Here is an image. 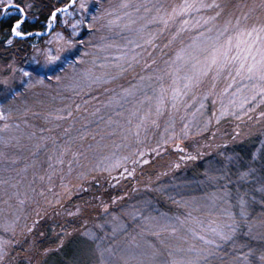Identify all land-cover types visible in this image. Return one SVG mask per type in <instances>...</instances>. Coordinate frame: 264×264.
Here are the masks:
<instances>
[{"label": "rangeland", "instance_id": "obj_1", "mask_svg": "<svg viewBox=\"0 0 264 264\" xmlns=\"http://www.w3.org/2000/svg\"><path fill=\"white\" fill-rule=\"evenodd\" d=\"M89 1L93 11L100 8L102 12L112 13L111 16H106L108 20L115 21L111 30L106 31L102 28L93 35L87 28L81 26L77 29L79 35L72 36L71 25L80 19L79 0H77V6L69 10L72 15L63 13L59 15V22L54 23L53 34L49 38L33 41V45L39 49L50 48L53 54L56 53L58 47L64 46V41L59 44L55 42L56 32H59L64 40L85 41L84 45L77 43V49L79 52L86 51L89 55L83 57L85 63L76 66L77 72L68 69L66 74L61 73L63 78L60 83L45 80L44 85H37L31 89H24L17 82L16 86L23 95L11 103L5 101L3 95L0 94V112L7 117L6 120H0V128H3L5 124L9 126L5 131H0V241L9 242V255L5 258V264H19L20 262L40 264L47 256L44 255L45 250L56 248L59 244L58 235L63 236L65 231L72 232L73 235L66 237L64 244L70 240H76L69 249L78 252L80 247L79 257L83 264H166L164 250L167 249L165 244L169 243L167 238L170 239L166 235L173 233L176 235L178 226L174 225L171 215L161 209V205H165L167 209V201L172 203L178 201L194 212L210 213L218 210L209 199V184L202 185L193 179L195 178L193 175H190L189 171L198 160L181 161L182 153L174 150L175 144L179 143L183 148L187 143L189 145L191 137L194 140L204 134L211 122L217 121V118L219 120L222 118L235 119L231 115L220 117V112L224 108H228L229 111L233 110L230 101L236 99L239 102V99H242V95L233 96V93L237 88H244V85L251 82L237 78L232 88H227L228 84L232 83L227 72L221 74L215 81L210 76L205 78L199 87H205L210 80L212 83L210 86L214 89L211 96L205 99V95L197 94L199 87L193 88L173 108L171 89L175 87L182 89L185 81L177 80L174 84L175 76L169 73L174 72L175 67H179L181 71L175 75L181 77L191 75V65L186 64L184 60H176V57L181 49L194 51L190 46L197 42L196 38L201 31H206L207 27L214 26L210 35L215 36L216 31L222 28L227 20L232 19L234 22L235 18L244 16L248 17L246 23L249 27L253 25L258 27L261 22H264L261 18L264 15L262 5L264 0L262 2H258L259 0H215L224 8L220 17L204 28L192 27L180 32L176 40L169 45L171 50L168 52L171 53L165 55L162 53L164 43L162 44L161 41L166 37L165 45L168 44L180 25L173 23L164 29L162 23H150V21L153 17L165 15V10L171 12L172 8L184 4L186 0H101V4H96V0ZM68 2L69 0H15V3L21 5L26 6L29 3L33 5L31 9L26 8L30 22L36 19L33 13V15L30 14L34 7L38 8L41 4H49L52 8L53 6L64 7ZM201 2L211 4L213 0H187V3L200 4ZM8 3L9 0H4V3L0 4V12ZM122 4L129 6L122 8ZM153 5L163 6V8L158 13ZM145 6L151 11H146ZM216 11L201 9L197 12L193 9L190 15L179 19H189L194 25L197 20L202 23L203 19L214 16ZM46 25L44 31L47 30ZM99 26L100 24H97L98 28ZM142 28L145 37L148 34H157L160 30H163V35L155 40L154 48L146 46L147 51L144 48H137L136 52L142 53L138 58L139 63L132 62L129 66L127 61L134 54L130 50L135 48V44L129 41H138L143 44L144 41L140 40L138 35V30ZM101 36L105 37L103 41L100 39ZM50 39L53 41L51 45L47 44ZM159 43L162 45L159 46ZM105 45L111 46L106 47ZM4 46L9 47L10 45L6 41ZM147 52H151V57H153L149 61L148 59L146 61ZM34 55H36V50L32 47L31 54L21 64L17 61L15 49H13L12 57L9 56L10 58L6 59L1 55L0 79H3L5 73L8 72L6 68L8 63L15 62L17 68H28ZM125 55V60L116 61L114 59V57ZM39 58L42 60L43 56ZM153 60L156 61L154 64L158 67L151 69L146 65H154ZM172 61H176V64L172 65ZM117 65H122V67ZM86 72L91 73L90 77L84 78L83 74ZM16 76L19 78L20 74L16 73ZM158 77H163V79H158ZM161 86L168 90L163 109V111H168V114L157 115V99ZM226 88L227 91H225ZM212 95L215 101L213 104L210 103ZM243 95H250L247 88ZM259 100L258 97L252 105H245V108L255 107L259 104ZM262 106L264 105L259 107ZM77 110L81 116L77 117L73 123L74 136L72 139L81 138L90 141L91 135H99L100 140L91 138L93 140L91 145L84 147L87 154L77 159V170L72 175L62 168L66 167L65 163H58L59 161H56L53 156L64 153L65 149L61 150V142L54 140V138L59 140L58 135L52 133L54 124L47 123L50 118L66 117L69 112ZM253 112L255 111H250L248 114ZM239 114L244 116L242 111ZM178 115L181 118H178ZM185 125H188L187 136L184 135ZM237 126L231 128L240 131L241 126L238 128ZM145 129L150 131L146 134ZM137 132L139 135H146L144 137L146 140L148 137L156 138L155 147L167 153L160 158L154 157L150 164L144 165L143 162L137 164L139 171L132 177L135 178L133 184L138 188L145 187L143 190L145 192L142 194L139 192L132 199L119 203L123 199L121 194L118 199L114 198L116 203L113 204L112 200L109 204H105L108 207V212L105 213L104 205L90 203L94 201L90 199L92 189L88 191L90 197L82 194L79 181L92 179V182H99L97 179H103L101 174L107 175L101 171L106 164L119 160L124 165L125 157L128 158L130 154L128 150L131 147L130 137H134ZM170 136L178 137L179 142L169 141L166 146L161 147L163 140H167ZM184 154H187V150ZM5 160L9 161L11 166H2ZM176 163L180 164L179 168L175 167ZM203 167H205L204 173L209 178L218 176L220 172L218 167L210 161L205 162ZM56 172H59L60 177H65L66 180L57 186L53 184V176ZM96 173L100 175H95ZM116 173L113 172V174ZM39 177H44L42 182L44 186L42 185L36 192L40 196L36 199L38 200V203L36 201L37 206L35 204L36 207H32L35 202L34 188ZM120 184L122 185L123 182ZM77 194L82 197L72 202L74 201L72 198ZM152 196L164 199L156 204ZM57 199L61 200L62 207L55 205ZM21 200L24 201L23 204L20 203ZM98 203H101V199ZM77 205L81 206L84 211L80 217L69 221L67 210H75ZM57 211L61 212L60 216L56 215ZM44 223H47L49 228L47 236L40 229ZM165 223L170 227L165 229L163 227ZM29 227H33L32 232L27 231ZM74 229L91 231L96 234L97 240L94 243L86 242ZM157 232L160 234L156 235ZM171 240L176 242H170L167 247L175 245L174 250L179 251L171 253V255L178 254L173 257L175 261L196 258L197 252L192 250L186 241L178 237ZM259 249L263 250V248ZM223 259L225 257L217 258L212 255L207 261H200V264H222ZM226 262H228L227 259ZM50 264H65V261L53 260Z\"/></svg>", "mask_w": 264, "mask_h": 264}, {"label": "trees", "instance_id": "obj_2", "mask_svg": "<svg viewBox=\"0 0 264 264\" xmlns=\"http://www.w3.org/2000/svg\"><path fill=\"white\" fill-rule=\"evenodd\" d=\"M258 2H262V0H259ZM90 3L91 2L89 1V4ZM262 5L264 6V4ZM74 8L75 7H72L71 9L73 10ZM50 9H52V7L49 4H41L38 8L34 7L30 14L33 13L34 16H36V19L31 22L29 21V23L25 26L26 29L33 33L37 31L43 32L45 25L47 24V18L50 15ZM261 18L264 19V15H262ZM108 19L109 18L106 17L101 23L107 24ZM256 20L257 19H255V21ZM9 22V18L5 16L0 20V56L3 55L6 59L9 56L12 57L13 49H15V52L17 53V61H19L20 64L24 63L31 54V48L33 47L34 40L41 41L44 38H49L50 35L53 34L52 30L49 34L42 37L33 36L24 40L13 38L11 37L10 29L8 28ZM103 29L109 31L112 28L103 27ZM100 30H102V28H100ZM8 39H13V44L10 45L11 47L4 46V43ZM166 42L167 39L164 37V39L161 41L162 44L164 43V48L162 51L164 55L171 53L168 52L171 50L169 48L170 46L165 47ZM161 43H159V46L162 45ZM152 58L153 57L146 56V61L147 59L149 61ZM155 65L156 64L152 65L151 69L158 67ZM210 84L212 86L211 81L208 80L207 84H205V87H199L197 94H201L202 96L205 95L207 97L211 96L214 89H212ZM210 101V103L213 104V95L210 97ZM169 102L170 100L167 102L168 106ZM259 108L260 107H258L253 113L244 115L243 121L233 118H222L219 120V123H217V121H213L211 122L209 129H207L204 134L199 135V137L195 138L194 140L193 137H191L189 139L190 144L188 145L187 143V145H185L184 148L187 150V154L196 156L197 159L195 160H198L193 164L192 170L189 171L191 174H188L193 175L195 177L193 179L197 180L202 185H205V183L209 184V199L211 200L212 205L217 206L218 210L210 213L194 212L190 211L187 208V205H182L180 202L178 203V201H175V203L167 201V209H165V205H161V209L167 211L171 215L174 225L178 226V232L176 235H166L167 237H170V239L167 238L169 241L168 245L170 242H176L175 240L171 239L178 237L186 241L192 250L196 252L201 248L214 247V245H204L203 241L198 237L203 235L206 238L211 239L213 238L211 228L216 227L218 224L234 222L236 226V232L233 236V239L228 242H220L221 247L216 249V254L214 257H225V259L222 261V264H245L244 258L246 254L251 253V255L246 256L248 264H260L259 257L261 254H264V193L258 191V189L264 187V118H261L258 121L257 117H260V113L264 112V106H262L260 109ZM162 114H168V111L164 110ZM80 116L79 110H77L71 112V115H67L64 119L50 118L48 119L49 121L47 123L50 125L54 124L52 133L54 135L57 134L59 137V140L56 138H54V140L61 142V150L63 148L65 149L64 153H59L53 156L56 161H59L58 163H65V166L68 168H62L68 174L72 173V175L75 174L77 170V159H80L82 156L84 157L85 153L87 154V151L84 149V147L91 145V142L93 141L91 138L100 140L99 135H91L89 137L90 141L81 138L78 140L72 139L74 136V133H72V129L74 127L73 123L75 120H77V117ZM249 116H251L252 119H249ZM178 118H181V116L178 115ZM235 125H238V127L241 126V135L237 137L236 140H233L232 136L234 135L235 130H233L231 127ZM149 131L150 130L148 129L144 130L146 134ZM212 133H215V136H213ZM145 136L146 135L144 134H140L139 136L135 135L134 137H130V140L132 139L131 147L128 149L130 154L123 165L126 166L129 171L135 169L136 173L139 171L137 168L138 166L136 167V165L139 163L142 164L144 159H148V164H150L154 157L160 158L167 153H163V150L161 151V149H159L161 154L156 155L152 150L158 148L154 145V142H156L157 139H151L148 137L146 140L144 138ZM175 141L179 142V139ZM192 141H194V143H191ZM225 144H227V147L222 146ZM141 152L144 154L143 156L138 154ZM229 157H231V159H229ZM133 160H137L139 162L133 164ZM208 161L218 167V170L220 171L218 176H212V178H209V176L204 173L205 167L203 166L205 165V162ZM2 166H11V164L9 161L5 160L2 163ZM123 170V167H121L115 170L114 172L117 173L113 175L119 176ZM244 172H249V174L242 179L241 174ZM95 175H100V173H96ZM100 176H102L103 179H97L99 182H92V179L83 182L79 181V185H85V187L88 186L89 190L92 189V192H90V199L94 201H90V203H94L99 206L109 204L114 198L118 199L122 194L123 199L119 201L120 203L132 199L139 192L141 194L145 192L143 191L145 187L138 188L137 185L136 187L134 186L133 181L135 178H132L134 176L128 177L126 179H120L119 183L112 181V183L115 184V187L109 185L108 175L103 176L101 174ZM37 180L38 183L34 188L33 194L35 197V202L32 204V207L35 206L36 201L38 203V200L36 199H38L40 195H38L36 192L42 187L44 177H39ZM62 181H66L65 177H60V173L56 172L55 176H53V184L57 186L59 183H62ZM122 182L123 184L121 185L120 183ZM86 193L87 194L82 192L83 195L90 197L89 193ZM80 197L82 196L77 194L72 198L74 199L72 202H75V200H77V198L79 199ZM152 197L156 204L164 199L163 197H161V199H158L155 196ZM99 199H101V203H98ZM241 199L244 201L243 211L245 215L243 216L241 215ZM210 211L214 210L210 209ZM40 229L45 233V236L48 235L49 228L47 227V223L42 224ZM155 239L156 241H159L157 238ZM75 242V239L68 241L59 251L49 253L40 264H50L53 260L65 261V264H83V261H80L79 257L80 247L78 252L69 249L71 248V244ZM168 245L165 244L167 249L164 250L166 264H173V261H175L173 257L178 254L171 255V253L172 251H179L177 249L174 250L176 247L175 245H171L169 248L167 247ZM196 248H198V250H195ZM259 248H263V250ZM190 259L191 258H188L187 260ZM226 259L228 262H226ZM192 260L194 259L192 258ZM200 261L205 262L203 259ZM19 264L25 263L20 262Z\"/></svg>", "mask_w": 264, "mask_h": 264}, {"label": "snow or ice", "instance_id": "obj_3", "mask_svg": "<svg viewBox=\"0 0 264 264\" xmlns=\"http://www.w3.org/2000/svg\"><path fill=\"white\" fill-rule=\"evenodd\" d=\"M4 0H0V4H3ZM96 4H101V0H96ZM77 6V0H69L65 7L61 8L59 6H53L50 9V15L47 18L46 28L49 31L53 30L54 23L59 22V15L61 13L66 15H72L69 11L70 8ZM128 4H122V8H127ZM33 5L31 3L25 5H20L15 3V0H9V3L6 5L3 15L9 18L8 28L10 29L11 37L19 38L21 40L26 39L30 36L40 37L45 33L37 31L35 33L26 29V25L29 23L28 20V12L26 8L31 9ZM156 8V11L159 13L163 6L153 5ZM9 9H14L15 11H9ZM195 9V11L199 12L201 9H213L217 10L214 16H209L207 19H203L201 23L200 20H197L193 25L189 19L179 18L190 15L191 11ZM139 10V9H137ZM146 11H151L150 8L145 6ZM78 11L80 13V19L71 25L72 27V36H78L79 29L81 26L87 28L89 33L95 34V32L100 31V28L111 26L115 23L113 20H108L107 24L101 23L105 20L106 16H111V12H102L100 8H96L95 11L90 7L89 0H79ZM224 11V8L221 4L216 3L213 0L211 4H195V3H187V0L184 4L172 8L171 12H167L165 10V15L153 17L150 23L159 22L164 25V29H167L170 24L179 23V29L176 34L172 36L171 40H169L168 44L165 47H168L173 41L176 40L177 36H179L180 32L186 31L189 28H204L209 25L210 22H214L220 17L221 13ZM90 16V19H89ZM248 20L247 16L243 18H235L234 22L232 19H229L225 22L224 26L216 31V35L212 36L210 33L213 32V27H207L206 31H201L200 35L196 38L197 42H194L191 48L194 51H187L185 49H181V52L177 54L176 60H184L186 64L191 65V75L178 76L175 75L181 71L179 67L174 68V72L169 73V75H174L175 78L173 83L176 84L177 80L185 81L183 83V88L175 87L171 89V105L173 108L177 106L183 96H186L190 90L193 88H197L203 82L205 78L211 76L212 80L215 81L219 76L225 72L228 74V78L232 80V83L228 84L227 88H232L233 84L236 83L237 78L240 80H247L251 82L250 84L244 85V88H237L236 92L233 93V96H237V94L242 95V99H239V102L236 99L230 101L232 105L231 111L228 108H224L220 112V117H226L228 115L233 116L235 119L243 121V116L239 114V112H243L244 115H248V112L255 111L256 107L260 105H264V22H261L260 25L249 27L246 23ZM67 23V21H65ZM97 24H100V28L97 27ZM147 27V25H145ZM138 35L140 40H143L144 43L141 44L138 41H129V43H134L135 48L131 49L134 54L131 59L127 62L129 66H131L132 62L139 63V57L142 55L140 52H136L137 48H144L147 51V47H155V40L158 36L163 35V30H160L157 34H148L147 37L144 35V29L138 30ZM102 41L105 37L101 36ZM61 41H64V46L58 47L56 49V53L53 54L51 49H39L36 45H33V48L36 50V55L32 56L30 63V67L28 68H17L15 66V62H10L7 64L6 68L8 72L5 73L3 79H0V94L3 95V99L9 103L14 101L23 95V93L16 86L17 82L20 87L24 89H31L36 87L37 85H44L45 80L54 81L55 83H60L62 80L61 73H67L68 69H71L73 72H77V65L85 63L83 57L88 56V52H79L77 49V43L80 45H84L85 41H73L72 39L64 40V37L59 33H55V42L59 44ZM91 41H89L90 43ZM53 41L50 39L47 41V44L51 45ZM8 45L13 44V39L7 40ZM106 47H110L111 45H105ZM201 55H203V59H201ZM43 56L41 60L39 57ZM147 56L151 57L152 53L147 52ZM116 61H122L126 59L125 56H117L114 57ZM152 63H156L155 60ZM167 63V62H166ZM172 65L176 64V61L171 62ZM122 67V65H117ZM147 67H151V65H146ZM234 72V75H233ZM16 73H19L20 76L17 78ZM91 73L86 72L83 74L84 78L90 77ZM158 79H163V77H158ZM213 88H215V84H213ZM227 88L225 91H227ZM245 88L248 89L250 95H243ZM168 90L163 86L160 88V95L157 99V107L156 113L157 115L162 114L166 103V92ZM131 94V93H130ZM260 98L259 104H256L255 107L245 108V105H252L253 102ZM207 99V96L205 97ZM215 103V101H213ZM203 107V104H201ZM71 115V112L68 113ZM215 115V113H214ZM56 119H64L63 116H57ZM252 119L251 116L248 117ZM261 118H264V112L260 113V117H257L259 121ZM7 117L0 112V120H6ZM217 123H219V118H217ZM8 125L5 124L3 128H0V131H5L8 129ZM18 127V126H17ZM139 127V126H137ZM184 135L187 136V128L188 125H185ZM207 127V125L205 126ZM238 128V126H237ZM139 136V132L136 133ZM215 136V133H212ZM241 135L240 131L235 130L234 135L232 136L233 140H236L237 137ZM179 139L175 136H170L167 140H163V143L160 145L161 147L166 146L169 141H175ZM223 147H227V144L222 145ZM175 151L182 153L180 155V160L184 161H192L197 159L196 156L191 154H184L185 149L180 146L179 143L175 144ZM156 155H160L159 149H153ZM143 156L144 154L138 153ZM254 158V157H253ZM128 158L125 157V160ZM231 159V157H229ZM139 161L133 160L132 163L136 164ZM144 164H148L149 160L144 159ZM123 167V172L120 173L119 176H114L113 172L119 168ZM176 168L180 167L179 163L175 164ZM104 173H107L109 178V185L115 187V184L112 181H116L119 183L120 179H126L131 177L135 173V169L129 171L126 166H123L119 160L115 163L106 164L101 170ZM126 174V175H125ZM249 172H244L241 174V178H245ZM67 191V189H66ZM82 192H88L89 189L81 185ZM258 191L264 193V187L258 189ZM43 195V193H41ZM21 204L24 203L23 200L20 201ZM112 203H116L115 199H113ZM241 215H245L244 201L241 199ZM55 205H59L62 207L61 200L57 199L55 201ZM84 209L77 205L75 210H67V217L69 221L78 218L81 216ZM103 211L105 213L108 212V207L106 205L103 206ZM39 215V213H38ZM57 216L61 215V212H56ZM115 219V217H113ZM165 229L170 227L167 223L163 226ZM28 232L33 231V227H29L27 229ZM75 232H78L79 235L86 241L94 243L97 240V236L95 233L87 230L74 229ZM236 232L235 223H224L218 224L216 227L211 228V233L213 238L209 239L205 236L201 235L198 238L203 241L204 245L213 246L214 247H206L201 248L196 253V258L194 260L190 259L187 261H173V264H200V260L203 259L207 261L209 256L216 254V249L221 247L220 242H228L233 239V236ZM159 235L160 233H155ZM174 234V233H173ZM73 235L72 232L65 231L63 236L58 235L59 244L56 248L46 249L44 255H48L51 252L59 251L65 242V238ZM8 241H0V264H5V258L8 257ZM97 247H99L97 245ZM191 251V249H189ZM103 253L101 252V256ZM247 255H251V253H247ZM245 256V264H248ZM260 264H264V254H261L259 257Z\"/></svg>", "mask_w": 264, "mask_h": 264}, {"label": "water", "instance_id": "obj_4", "mask_svg": "<svg viewBox=\"0 0 264 264\" xmlns=\"http://www.w3.org/2000/svg\"><path fill=\"white\" fill-rule=\"evenodd\" d=\"M5 7L6 6H4L2 9H1V12H0V20L4 17V15H3V12H4V9H5ZM65 7V6H64ZM61 8H63V7H61ZM71 9V8H70ZM69 9V10H70ZM10 10H14V9H9V11ZM54 27V26H53ZM51 31H49L48 29L46 30V31H44V32H42V33H45L44 35H42V36H45V35H47V34H49ZM42 36H40V37H42ZM30 37H33V36H30ZM28 38V37H27Z\"/></svg>", "mask_w": 264, "mask_h": 264}]
</instances>
